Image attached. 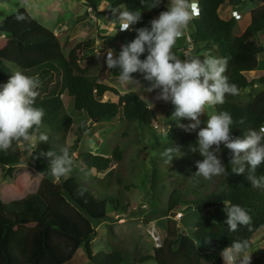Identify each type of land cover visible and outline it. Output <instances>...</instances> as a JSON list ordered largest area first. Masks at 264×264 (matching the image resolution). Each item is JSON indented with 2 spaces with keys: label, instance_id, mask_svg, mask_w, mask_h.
Listing matches in <instances>:
<instances>
[{
  "label": "trees",
  "instance_id": "1",
  "mask_svg": "<svg viewBox=\"0 0 264 264\" xmlns=\"http://www.w3.org/2000/svg\"><path fill=\"white\" fill-rule=\"evenodd\" d=\"M224 1L198 0L200 15L189 23L190 39L195 45L202 44V49L209 50L214 56L230 58L225 75L230 83L238 86L240 92L234 96L226 95L223 104L211 107L215 114L229 112L234 121L231 135L243 138L249 129L258 130L264 126V92L242 94L245 88L255 83L248 81L245 73L256 70L258 58L264 54V43L259 44L253 39L264 32V8L253 14L247 30L237 36L234 34L236 20L225 21L219 16L218 9ZM85 3L93 9L101 3H108L107 12L114 15L122 8L123 11L141 12V20L130 30L99 34L105 43L119 41L121 47L116 51V57L123 46L136 38V29L148 27L150 30L147 19L167 10L166 0H161L160 5L153 8L154 0H85ZM20 15L25 19L18 20ZM0 37L7 40V44L0 48V82L9 80L15 70L38 75L41 86L36 106L45 110L36 145L27 159L33 163V169L23 165L27 161L20 149L23 141H14L8 150H0V182L17 185V180L26 171L40 176L39 186L47 191L45 193L36 187L23 197L7 201L0 197V264H72L80 247L84 248L90 264H129L128 255L131 252L115 243L111 225L114 213L123 211L125 198L134 184L132 177L120 168L124 148L116 145L110 156L88 150L78 151L80 141L90 129L86 122L79 124L75 140L68 144L67 136L74 120L65 108L62 98L65 93L73 98L76 111L87 114L90 123L111 121L121 111L120 119L127 126L121 136H128L134 123L151 133L157 154L151 159L149 170L150 216H169L172 212L181 211L185 214L191 209L198 213L195 228L190 234L181 230L177 221L172 219L173 226L167 227L162 247L155 248L152 255L136 254L137 262L202 264L204 260L207 264H224L220 253L233 241L247 240V251L253 248V235L264 228V189L252 187L246 179L247 171L243 175L232 171L230 150L220 146V159L227 172L221 175L215 189L202 195L201 188L211 179L192 176L198 171L196 162L203 158L198 151H191V147L197 145V139L191 132L171 126L161 140L153 131L157 115L145 100L133 91L121 95L114 87L99 82L98 75L91 73V66L81 70L80 63L95 55L94 39H87L80 49L76 46L65 53L64 46H67L68 40L62 44L60 37L41 25L24 8L0 20ZM173 52L182 58L181 48L175 46ZM193 52H196L195 49ZM147 54L145 52L140 59H146ZM108 71L112 76L119 75V69ZM132 76L144 79V74L140 72ZM106 95L118 96L117 102L110 98L104 100ZM40 133L48 136L46 143L39 141ZM61 147L69 149L73 163L71 172L57 179L50 173L48 158L41 153L53 150L60 154ZM174 147L179 151L170 154L171 161L164 153ZM114 162L117 167L111 168ZM171 169H175L174 174ZM101 173L103 175H99ZM255 175L264 176V164L256 169ZM190 194L195 196L193 201L189 199ZM206 203L212 206L204 207ZM232 205L250 210V226H239L235 232L228 230L225 210ZM75 217L94 227L109 222L107 233L111 250L93 254L91 242L96 235L94 232L85 234ZM23 227L29 228V231L21 250L10 251L8 242L12 232ZM253 264H264L263 248L256 251Z\"/></svg>",
  "mask_w": 264,
  "mask_h": 264
},
{
  "label": "clouds",
  "instance_id": "2",
  "mask_svg": "<svg viewBox=\"0 0 264 264\" xmlns=\"http://www.w3.org/2000/svg\"><path fill=\"white\" fill-rule=\"evenodd\" d=\"M160 3L161 0H154L152 8ZM199 15L197 0H169L167 10L150 22V30L148 27L136 29V38L122 47L118 57L114 50H108L107 67L119 69L118 79L124 85H139L132 74H144V80L150 86L143 90H160L156 99L171 102L175 106L172 117L176 119L178 127L186 132L200 129L197 145L191 147V151H198L203 159L196 162L198 171L192 176L210 180L225 174L227 168L217 155L220 146L224 145L230 150L229 164L232 171L236 175H243L247 171L246 179L252 187L264 189V176L255 175L256 169L264 164V126L258 130L249 129L243 138L233 137V117L229 112L222 111L208 117L206 127H200V117L206 106L223 104L226 95H238L240 90L225 75L229 57H217L209 53L203 58L189 57L182 60L173 52L184 30ZM141 18L139 10L119 12L120 31L130 30ZM17 19L24 20L25 17L20 15ZM145 52L148 53L146 59L141 60ZM40 86L38 75H27L22 70H16L8 82L0 86V150H8L14 141L32 142L37 139L45 116V110L36 106ZM182 119L192 123L181 124L179 121ZM92 123L96 125L97 122ZM38 139L46 143L48 136L40 133ZM176 151H179L176 147L168 148L164 155L172 161L170 154ZM41 155L48 158L53 177L59 179L71 172L73 161L67 147H61L60 154L51 150ZM225 212L229 231L235 232L239 226L251 225L249 209L232 205ZM248 247L247 240L233 241L220 253L224 264H250V257L246 255Z\"/></svg>",
  "mask_w": 264,
  "mask_h": 264
},
{
  "label": "rangeland",
  "instance_id": "3",
  "mask_svg": "<svg viewBox=\"0 0 264 264\" xmlns=\"http://www.w3.org/2000/svg\"><path fill=\"white\" fill-rule=\"evenodd\" d=\"M77 4H79V0H0V20L12 15L19 8H24L28 11V13L33 14L35 19L41 25L52 31H56L59 28V25H64L65 23L63 24V22L66 21L67 23L65 26L67 29L64 30V32L58 30L55 32V34L61 38L62 44L64 41L68 40L67 46H64L65 53H68L76 46L80 49L82 42L87 39H94L95 55L88 57L84 63H80L81 70L85 71L88 66H91V73L98 75L99 82L114 87L121 95L133 91L142 99L147 101L148 105L157 115L155 127L153 125V131L158 137L160 136L159 138L161 140H163L169 130L166 125L178 127L176 119L172 117L175 106L171 102H164L156 99L160 91L159 89L152 92L144 91L143 89L150 86L146 85V80L133 77L134 80L139 82L141 87L135 84L124 85L120 83L118 77L112 76L109 73L106 64L107 52L109 49L116 52L120 49V45L116 43V46H111L109 42L105 43L102 39H100L99 33L102 31L98 30L97 22L93 20H91L90 23L87 22L80 25L81 28L79 31H81V33L79 31L76 32L77 27H79L78 23L85 21L84 19H81L85 17V14H83L76 16L77 18L75 21L71 22V20L74 19L72 16L75 15L72 7H77ZM81 7L83 6L80 3L79 9H81ZM123 10L124 9L122 8L119 12ZM119 12L116 15L112 14L114 17L111 18L114 19L116 16L119 18ZM45 16L47 17L46 19ZM108 17H110V13L104 14L103 20ZM102 33L105 35L104 32ZM5 40L6 39L3 37H0V48L5 46L7 42ZM263 65L264 59H260V67L262 68ZM7 82L8 80L1 81L0 86L5 85ZM0 90H2V87H0ZM62 98L66 110L72 115L74 120L68 132V144H72L75 140V131L79 124L86 122L90 125V129L85 133L83 139L80 141L78 151L88 150L92 153L110 156L116 145L124 148V159L120 168L132 177L134 184L125 198L123 211L114 213L113 215L111 225L116 237L115 243L125 246L131 252H129L130 254L128 255L129 264H155L152 261H146L143 263L136 261V254L152 255L154 253L155 246L150 232L153 231L155 236H158L162 241H164L167 235V227L173 226L174 222L172 219H174L177 221L181 230H184L186 234H190L195 228V223L198 220V213L195 209L188 210L185 214L181 211L180 213H182V215L179 219L180 221L177 219V213L173 218L168 216H150L149 170L151 168V159L157 154V149L154 148L155 141L153 140L151 133L148 130L141 129L138 127L137 123H134L129 135L126 137L121 136L122 133L126 131L125 129H127L125 122L120 119L122 115L121 111L115 119L111 121H98L96 125L93 126L84 111H76L74 109L73 98L71 96L65 93ZM107 98H110L115 102L118 100V96L115 95H106L104 100ZM212 114H215V112L213 111L211 105L206 106L204 111L205 117L201 122V128L206 127L207 119ZM179 123L184 125L188 124L187 121L185 123L184 119L180 120ZM189 123H192V121H189ZM199 130L200 129H197L196 131L191 132L192 136L197 140ZM35 145L36 140L21 143L20 149L24 160L29 159L31 149ZM217 155H219L220 158V152L217 153ZM23 165L28 169H33V163L29 160H27ZM116 167L117 163L114 162L111 168ZM170 171L172 174L175 173V169H171ZM93 173L96 172L93 171ZM99 175L103 174L101 173ZM221 178V175L214 176L211 179V182H207L206 185L201 188V194H208L215 189L217 183L221 181ZM48 179L49 181L51 180V178ZM174 179L178 180L176 176H174ZM39 183L40 176L36 174L31 175L30 172L25 171V173L17 180V185L12 183L8 184L7 181H4V183L0 182V197L5 201L16 197H23L35 190L36 187L40 188ZM168 183L170 184L171 182L169 181ZM40 189H43L42 191L45 193L47 192L42 186ZM168 195L169 190L167 197ZM189 199L193 201L195 196L190 194ZM182 208L184 209L185 206ZM75 218V221L81 225L85 234L95 233L96 236L91 242L93 254L102 251L108 252L111 250L108 239L110 236L107 233L109 222H102L98 226L94 227L86 224L78 217ZM28 231L29 228L23 227L17 228L12 232L8 242V248L10 251L17 252L21 250L23 239ZM252 242L253 248L246 252V255L250 257V264L254 263L256 251L259 248L264 249V228L253 235ZM72 264H90L83 247L78 249L72 260ZM202 264L207 263L203 260Z\"/></svg>",
  "mask_w": 264,
  "mask_h": 264
},
{
  "label": "crops",
  "instance_id": "4",
  "mask_svg": "<svg viewBox=\"0 0 264 264\" xmlns=\"http://www.w3.org/2000/svg\"><path fill=\"white\" fill-rule=\"evenodd\" d=\"M166 1H167L166 6H167L169 3V0H166ZM197 2H198V0H197ZM80 3L83 6V7H81V9H79ZM262 8H264V0H225L220 5V7L218 9V13H219L220 18L225 20V21L232 20V19L236 20V26L234 28V34L237 36H240L249 27L251 20H252V17H253V14H255L258 10H260ZM107 9H108V3H101L100 5H98L97 9H93L92 7H89L85 3V1L79 0V4H77V7H74V6L72 7V10H74L75 15L72 16V18L74 17V19H72L71 22L75 21V19L77 18L76 16L83 15V14H85L84 15L85 17L81 18V19H84L85 21H83L82 23H78L79 27H77L76 32H78L79 29L81 28L80 25H83V23H87V22L90 23L91 20L97 22L98 30L104 32L105 35L106 34L109 35L112 33L114 34L117 30H120L117 16L113 19V18H111L113 15L110 14V17L103 20L104 14H109L107 12ZM30 15L35 19L33 14H30ZM46 18L47 17L45 16V19ZM149 19L150 20L147 22L150 25V22L153 19H156L155 14L152 15ZM64 23L66 24L67 22L64 21L63 24ZM65 24L61 25V26L59 25V28L57 30L64 32V30L67 29ZM56 31H53V32L55 33ZM79 32L81 33V31H79ZM102 32L99 34L103 35ZM190 33H191V29H190V25H188V27L184 30V35L180 39H178L176 42V45H175L176 47H179V48L191 47V49H192V51L190 52V54L188 56L183 55L181 59L183 60V59H186L189 57H197V56H200L201 58H203L206 54H209V53L211 54V52L209 50L202 49L203 48L202 44H197V45L193 44L191 42V39H190ZM253 39L257 43L263 44L264 43V32L257 34L256 36L253 37ZM5 41H7V40H5ZM116 43H118L121 47V44L119 43V41L109 42V44L111 46H113V45L116 46L117 45ZM6 44H7V42H6ZM193 49H195V51H196L195 53L193 52ZM260 59H264V54H261L258 58V68L252 72L245 73V76L247 77L248 81H254L255 83L253 85L245 88L243 90L242 94L251 93L253 95H257L261 92H264V82L263 83L259 82L260 79L264 80V65L262 68L260 67ZM262 62H263V60H262ZM146 83H147L146 85H148V86L150 85L148 83V81ZM204 117H205L204 114L201 115V117H200L201 122L204 120ZM184 121H185V123L187 121L189 124V120L184 119ZM154 125H155V123H154ZM166 126L168 128L171 127L170 125H166Z\"/></svg>",
  "mask_w": 264,
  "mask_h": 264
},
{
  "label": "built area",
  "instance_id": "5",
  "mask_svg": "<svg viewBox=\"0 0 264 264\" xmlns=\"http://www.w3.org/2000/svg\"><path fill=\"white\" fill-rule=\"evenodd\" d=\"M114 17V16H112ZM156 18H158V15H155ZM150 19H147V21H149ZM192 51L191 47H182L181 48V52L183 55L188 56L190 54V52ZM92 125L94 126L95 123H92ZM155 127V125H154ZM182 213H177V219L179 220L181 218ZM151 237L153 238V242H154V246L155 248H161L163 241L161 240V238H159L158 236H155V233L153 231L150 232Z\"/></svg>",
  "mask_w": 264,
  "mask_h": 264
},
{
  "label": "water",
  "instance_id": "6",
  "mask_svg": "<svg viewBox=\"0 0 264 264\" xmlns=\"http://www.w3.org/2000/svg\"><path fill=\"white\" fill-rule=\"evenodd\" d=\"M83 1H85V0H83ZM212 205L210 204V203H206L205 205H204V207H211ZM175 212H172L170 215H169V217H171V218H173L174 216H175Z\"/></svg>",
  "mask_w": 264,
  "mask_h": 264
}]
</instances>
